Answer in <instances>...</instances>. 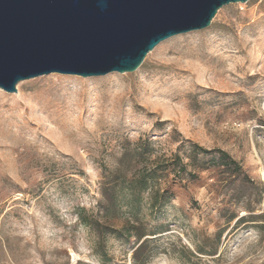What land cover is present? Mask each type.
Masks as SVG:
<instances>
[{
  "label": "rangeland",
  "instance_id": "1",
  "mask_svg": "<svg viewBox=\"0 0 264 264\" xmlns=\"http://www.w3.org/2000/svg\"><path fill=\"white\" fill-rule=\"evenodd\" d=\"M0 264H264V0L133 72L0 88Z\"/></svg>",
  "mask_w": 264,
  "mask_h": 264
},
{
  "label": "water",
  "instance_id": "2",
  "mask_svg": "<svg viewBox=\"0 0 264 264\" xmlns=\"http://www.w3.org/2000/svg\"><path fill=\"white\" fill-rule=\"evenodd\" d=\"M249 0H0V88L40 75L133 72L162 41Z\"/></svg>",
  "mask_w": 264,
  "mask_h": 264
},
{
  "label": "trees",
  "instance_id": "3",
  "mask_svg": "<svg viewBox=\"0 0 264 264\" xmlns=\"http://www.w3.org/2000/svg\"><path fill=\"white\" fill-rule=\"evenodd\" d=\"M192 149H193V152L196 153V154L197 153L207 154V153H211L213 151V150H207L206 148H203L202 146H200L198 144H193L192 145ZM216 151L219 153V160H221V162L224 165H227L228 167L229 166H234V169H236V170H239L240 169L239 163L236 160H234L233 158H231V156L227 152H225L223 150H220V149H218ZM175 157H177V156H175ZM153 177L154 176L151 173H149V174H146V175H144V176H142L140 178L141 189L142 190H146L149 187V181L151 179H153ZM162 196H165L164 193L160 195V193L157 191L154 194V202H157L158 203V201H160V199H161ZM163 206H164V204L160 205L161 208H163ZM142 248H143V243L140 244L138 246V248L136 249V251H135L136 254L138 252H140Z\"/></svg>",
  "mask_w": 264,
  "mask_h": 264
},
{
  "label": "bare ground",
  "instance_id": "4",
  "mask_svg": "<svg viewBox=\"0 0 264 264\" xmlns=\"http://www.w3.org/2000/svg\"><path fill=\"white\" fill-rule=\"evenodd\" d=\"M110 80V79H109ZM108 80H105L104 82H107ZM21 82V81H20ZM20 82L17 83V86L20 85ZM122 100L118 101V98L114 100V107H121Z\"/></svg>",
  "mask_w": 264,
  "mask_h": 264
}]
</instances>
